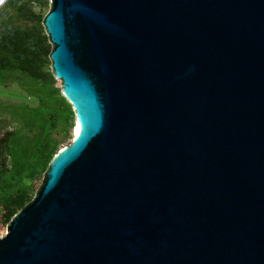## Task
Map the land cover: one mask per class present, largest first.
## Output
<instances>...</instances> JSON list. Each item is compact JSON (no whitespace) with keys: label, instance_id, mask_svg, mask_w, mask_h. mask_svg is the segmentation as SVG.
Listing matches in <instances>:
<instances>
[{"label":"water","instance_id":"obj_1","mask_svg":"<svg viewBox=\"0 0 264 264\" xmlns=\"http://www.w3.org/2000/svg\"><path fill=\"white\" fill-rule=\"evenodd\" d=\"M49 3L76 128L0 264H264V0Z\"/></svg>","mask_w":264,"mask_h":264},{"label":"rangeland","instance_id":"obj_2","mask_svg":"<svg viewBox=\"0 0 264 264\" xmlns=\"http://www.w3.org/2000/svg\"><path fill=\"white\" fill-rule=\"evenodd\" d=\"M30 6L35 15L43 18L50 3L33 0ZM15 20L40 35L43 55L33 67L36 76L20 70L13 60L0 72V138L11 132L5 151L7 170L0 175V199L21 188L28 195L34 194L47 168L46 153L56 144L52 149L54 156L70 144L76 127L74 118L67 117L68 104L62 97L61 80L54 77L49 56L44 55L46 50L50 52V46L42 22L36 17L33 21ZM6 226L0 217V235L5 233Z\"/></svg>","mask_w":264,"mask_h":264},{"label":"trees","instance_id":"obj_3","mask_svg":"<svg viewBox=\"0 0 264 264\" xmlns=\"http://www.w3.org/2000/svg\"><path fill=\"white\" fill-rule=\"evenodd\" d=\"M30 3L33 0H7L2 7H0V72H4L10 66V61L17 64L20 70L30 75L36 76L33 67L43 55V48L41 46V38L32 28H26L19 24L17 20L33 21L34 17L42 22L43 18L37 16L32 11ZM15 18H13L11 15ZM49 51L46 50L44 55L49 56ZM64 98V96L62 95ZM65 99V98H64ZM66 101V99H65ZM66 107L67 117L72 120L74 118L73 110L70 104ZM11 132H6L0 138V175L7 170L5 162V151L7 149L8 135ZM46 153L45 166H48L49 161L53 157V150ZM53 149V150H52ZM1 180V179H0ZM1 182V181H0ZM34 194L28 195L25 188L17 189L16 193L10 194L3 199H0V217L8 223L12 216L24 206Z\"/></svg>","mask_w":264,"mask_h":264},{"label":"clouds","instance_id":"obj_4","mask_svg":"<svg viewBox=\"0 0 264 264\" xmlns=\"http://www.w3.org/2000/svg\"><path fill=\"white\" fill-rule=\"evenodd\" d=\"M3 2V0H0V3H2Z\"/></svg>","mask_w":264,"mask_h":264},{"label":"bare ground","instance_id":"obj_5","mask_svg":"<svg viewBox=\"0 0 264 264\" xmlns=\"http://www.w3.org/2000/svg\"><path fill=\"white\" fill-rule=\"evenodd\" d=\"M75 126H76V124H75ZM76 128V127H75ZM75 130V129H74Z\"/></svg>","mask_w":264,"mask_h":264},{"label":"built area","instance_id":"obj_6","mask_svg":"<svg viewBox=\"0 0 264 264\" xmlns=\"http://www.w3.org/2000/svg\"><path fill=\"white\" fill-rule=\"evenodd\" d=\"M4 235V234H3ZM0 236H2V235H0Z\"/></svg>","mask_w":264,"mask_h":264}]
</instances>
